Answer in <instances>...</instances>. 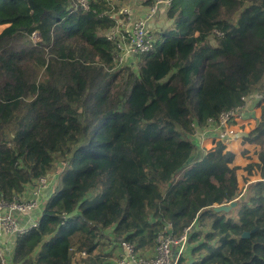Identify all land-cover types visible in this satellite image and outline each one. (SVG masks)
Listing matches in <instances>:
<instances>
[{
    "label": "trees",
    "instance_id": "trees-1",
    "mask_svg": "<svg viewBox=\"0 0 264 264\" xmlns=\"http://www.w3.org/2000/svg\"><path fill=\"white\" fill-rule=\"evenodd\" d=\"M125 1L0 0V200L57 175L11 264H114L106 244L152 251L164 221L194 229L178 264H264V148L242 192L234 152L193 142L247 103L262 120L244 140L264 146V0H170L138 72L107 38Z\"/></svg>",
    "mask_w": 264,
    "mask_h": 264
},
{
    "label": "built area",
    "instance_id": "built-area-1",
    "mask_svg": "<svg viewBox=\"0 0 264 264\" xmlns=\"http://www.w3.org/2000/svg\"><path fill=\"white\" fill-rule=\"evenodd\" d=\"M90 1L78 0V3L82 8L88 10L90 9ZM105 1L112 2V0ZM164 4L169 6L170 0H155L146 14L139 18L128 16V21L126 18H121V14H131V10L129 11L127 8L123 11L120 9L117 12L110 13V15L117 18V23L107 31V38L110 41L114 40L120 49L115 56L117 64L121 63L125 56L142 54L152 49L156 38L151 23L161 9V5ZM215 31L219 35L222 34V31L218 28ZM33 36L38 37L40 35L38 31H34ZM249 109L247 104H237L234 108L222 111L217 117L207 119L201 134L203 138L211 140V149H215L217 142H224L226 138L234 137L237 133L243 138L249 133L248 125L251 124L252 120H246L245 116ZM237 123L241 127L237 128ZM193 142L200 145L198 139H194ZM257 145L259 144L256 143L255 146ZM51 178L52 175L41 177L31 189L29 197L14 196L10 201L0 200V264H11L12 260V255L8 254L3 246L2 238L5 235L18 236L38 226L40 218L28 220V223H25L23 219L39 207L43 190L50 183ZM242 192L244 191L242 190ZM183 230L180 235H175L174 224L171 221H164L157 234L156 246L149 254H140L136 251L134 244L120 239L118 244L121 253L115 264H127L128 262L134 264H178L180 257L187 256L189 253L188 241L190 232L194 229L192 225H189ZM75 253L83 256L88 255L86 251H75Z\"/></svg>",
    "mask_w": 264,
    "mask_h": 264
},
{
    "label": "crops",
    "instance_id": "crops-1",
    "mask_svg": "<svg viewBox=\"0 0 264 264\" xmlns=\"http://www.w3.org/2000/svg\"><path fill=\"white\" fill-rule=\"evenodd\" d=\"M144 2H145V0H142L141 2L140 1H136L134 3H143V5H144ZM161 6H162L161 10H159V12L157 13L156 16L157 17H161V16L166 17L167 9H169V7L165 6V5H161ZM141 7H143V6L137 5V8L135 10V14L131 12V17L134 18L135 15H139L138 17H135V18H139V17L143 16L144 14H146L148 12V10H149L148 6H146V9L145 8H141ZM154 22H155V19L151 23V26H152L153 29H155V27L153 26V25H155ZM262 104L264 105V102ZM245 116H246V120H248V121L252 120L251 124L248 125V132H251V131H253L256 128L255 122L261 116V108H260V106L259 107H255L254 110H252L250 108L249 111L245 113ZM236 127L238 128V127H241V126H240L239 123H237ZM197 132L198 133L195 135L194 139H198L199 140L200 145H198V146L200 148L204 149V150L211 149L212 148L211 147L212 146L211 140L209 138H203L202 134H201V131L197 130ZM224 144L226 145L227 150H231V151L234 152L235 159H234V162H233L232 166H236L237 165V166L240 167L238 169V171H237V175H239L238 178H241L242 180H243L244 177H246L247 183H245V186L250 184V183L256 182L257 180L262 179V175H261V171H260L259 167L253 166L254 168H253V170L251 172H249L246 169V167H245V166L248 165V162H254V164H257V161L259 160V153L257 155V161H255L254 158L251 161H249L248 158H245V153L250 149L251 143L245 141L244 138L239 133H237L234 137L226 138V140H224ZM238 155L241 156L242 162H236L235 163V160L238 157ZM253 156H255V155H253ZM53 176L51 178L50 183L43 190L44 194L42 195V199H41L39 207L35 208L31 212L30 215L24 217L23 221H25V223H28V220H34V219L40 218V216L42 215L41 212H42V210L44 208L45 202L47 201L48 197L52 193L51 189L53 188L52 186H53V182L55 180V177L53 178ZM31 189L28 188L27 191L24 192V196L23 197H29V195L31 194L30 193ZM15 241H16V237L15 236H11V235H5L2 238V242H3V246L5 247V250L7 251L8 254H11L12 257H13L12 252H13V249H14V246H15ZM118 243L116 242V244L114 243L112 245L106 246V249L104 250V252H106L108 254L112 253L113 256H112L111 260L114 262V264L116 262L117 257L121 253V250H120V247H119ZM149 253H152V251L151 250H149V251L146 250L143 254H149ZM75 255L77 257L80 256V254H76V253H75ZM127 264H134V263L128 262Z\"/></svg>",
    "mask_w": 264,
    "mask_h": 264
},
{
    "label": "rangeland",
    "instance_id": "rangeland-1",
    "mask_svg": "<svg viewBox=\"0 0 264 264\" xmlns=\"http://www.w3.org/2000/svg\"><path fill=\"white\" fill-rule=\"evenodd\" d=\"M136 1H142V0H127V1H125V2H123V3H121V5H119V3L117 4V6L119 7V10L120 9H122V11L125 9V8H127L129 11L131 10V12L132 13H134L135 14V10H136V8H137V5H141V6H143V7H141V8H145L146 9V6H148V5H146L145 3H144V5H143V3H134V2H136ZM149 8H150V6H148ZM148 8V9H149ZM162 8V7H161ZM161 10V9H160ZM144 13V12H143ZM128 16H131V14H121V18H126V20L128 21L129 19L127 18ZM139 15H135V17H138ZM134 17V18H135ZM155 25H153L154 27H155V29H154V31H155V34H156V31H158V30H161V29H163L164 27H168L170 24H171V21L167 18V15H166V17H163V16H161V17H157V16H155ZM7 25H1L0 26V33L3 31V29L6 27ZM160 26V27H159ZM155 38H156V36H155ZM32 39L33 40H35V41H38L39 39H40V37L38 36V37H35V36H33L32 35ZM144 60L142 59V57L140 56V55H128V56H125L124 57V60L121 62V63H119L118 65H116L115 66V68H116V70H121V71H125V70H127V69H125V67H126V65H128V64H130L131 63V65H133L132 66V68H134V70L136 71V72H138L139 71V67H140V65H141V63L143 62ZM133 63V64H132ZM121 66V67H120ZM247 101H248V103L250 104V101L248 100V98H247ZM247 104V103H246ZM247 106H249L248 104H247ZM249 108H250V106H249ZM260 108H261V116L259 117V119L258 120H256V122H255V126L257 125V123L259 122V121H261L262 120V106H260ZM253 114V113H252ZM257 127V126H256ZM256 129V128H255ZM251 147H250V149L245 153V158H248V160L249 161H251V160H253V158H254V160L255 161H257V155H258V153L264 148V146H263V144H259V145H257V146H255L254 144H251L250 145ZM253 155H255V156H253ZM260 161V158H259V160L257 161V162H259ZM251 163H254V162H248V164H251ZM258 167V166H257ZM256 170V169H255ZM55 176H57V175H54L53 176V178L55 177ZM238 177H239V175H238ZM61 180H62V175L60 176V178H59V182L61 183ZM244 180V181H243ZM243 180L241 179V178H238V181H239V187L240 188H242V190L243 191H245L246 190V186H245V183H247V180H246V177H244L243 178ZM56 180H54V182H55ZM53 182V183H54ZM55 184V183H54ZM54 187V186H53ZM43 194H44V192H43ZM106 246H108V244H106ZM105 250V249H104ZM75 259H79L77 256H75Z\"/></svg>",
    "mask_w": 264,
    "mask_h": 264
},
{
    "label": "water",
    "instance_id": "water-1",
    "mask_svg": "<svg viewBox=\"0 0 264 264\" xmlns=\"http://www.w3.org/2000/svg\"><path fill=\"white\" fill-rule=\"evenodd\" d=\"M237 205L236 201H232L229 204H222V205H217L216 208L218 210H225V211H229L232 209V207H235ZM251 232L250 231H245L243 233V236L248 237L250 236Z\"/></svg>",
    "mask_w": 264,
    "mask_h": 264
}]
</instances>
